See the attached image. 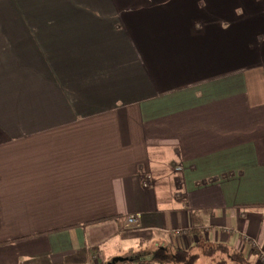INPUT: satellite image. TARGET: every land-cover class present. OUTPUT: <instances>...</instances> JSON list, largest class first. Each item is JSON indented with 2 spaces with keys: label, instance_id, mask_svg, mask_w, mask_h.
Here are the masks:
<instances>
[{
  "label": "crops",
  "instance_id": "0c3cea01",
  "mask_svg": "<svg viewBox=\"0 0 264 264\" xmlns=\"http://www.w3.org/2000/svg\"><path fill=\"white\" fill-rule=\"evenodd\" d=\"M200 242L264 264V0H0V264Z\"/></svg>",
  "mask_w": 264,
  "mask_h": 264
},
{
  "label": "trees",
  "instance_id": "16d2710c",
  "mask_svg": "<svg viewBox=\"0 0 264 264\" xmlns=\"http://www.w3.org/2000/svg\"><path fill=\"white\" fill-rule=\"evenodd\" d=\"M201 256L214 257L218 264H226L229 260L251 264L243 252L223 242H200L190 248L157 247L149 259L151 264H196Z\"/></svg>",
  "mask_w": 264,
  "mask_h": 264
},
{
  "label": "built area",
  "instance_id": "2783aa9c",
  "mask_svg": "<svg viewBox=\"0 0 264 264\" xmlns=\"http://www.w3.org/2000/svg\"><path fill=\"white\" fill-rule=\"evenodd\" d=\"M128 222H129L130 225L136 224L138 222V215H130L128 217ZM177 233L179 234L180 231H177ZM262 261L264 263V254L262 255Z\"/></svg>",
  "mask_w": 264,
  "mask_h": 264
}]
</instances>
